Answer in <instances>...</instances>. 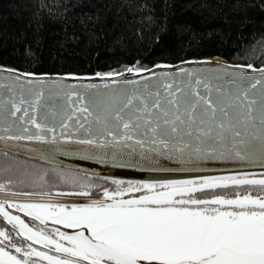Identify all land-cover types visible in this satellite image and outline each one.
Instances as JSON below:
<instances>
[{"label": "snow or ice", "instance_id": "obj_1", "mask_svg": "<svg viewBox=\"0 0 264 264\" xmlns=\"http://www.w3.org/2000/svg\"><path fill=\"white\" fill-rule=\"evenodd\" d=\"M190 63L101 84L0 65V151L34 158L0 166V264H264V65Z\"/></svg>", "mask_w": 264, "mask_h": 264}, {"label": "trees", "instance_id": "obj_2", "mask_svg": "<svg viewBox=\"0 0 264 264\" xmlns=\"http://www.w3.org/2000/svg\"><path fill=\"white\" fill-rule=\"evenodd\" d=\"M215 57L264 65V0H0V65L21 72L92 77Z\"/></svg>", "mask_w": 264, "mask_h": 264}, {"label": "water", "instance_id": "obj_3", "mask_svg": "<svg viewBox=\"0 0 264 264\" xmlns=\"http://www.w3.org/2000/svg\"><path fill=\"white\" fill-rule=\"evenodd\" d=\"M209 60L213 61V62H220L221 64H227L230 66H241V64H234V63H230V62H226L223 60H218L216 58H208ZM201 59H191L188 61H184V62H180L177 64H169L172 67L171 68H156L153 67L151 68L152 71H174L176 68L181 67V66H187V67H200L201 65H198L196 63H190L192 61H200ZM205 67H207V65H204ZM248 71H253L252 69H248ZM3 74L0 73V76H2ZM52 77L55 76H64V75H49ZM90 78V82L92 83H97V84H101L102 79L100 77H96V76H92L89 77ZM124 78L128 79V80H132L134 78H136L134 75L128 74V73H124ZM77 83H80L79 81ZM0 148H2V145H0ZM2 152V151H0ZM3 153V152H2ZM19 158L25 159V160H32L34 159L33 157L28 156L26 153H21L19 156ZM59 160L63 163L64 167H71L72 169L75 168H81V169H85L88 171H95V172H100L102 175H113V176H118L120 178L123 179H139V178H149L150 176L155 177V176H164L167 174H161V173H149V172H143L141 170L138 169H132V168H126V167H120V166H112V165H103L100 164L98 162H94V161H87V160H82L79 157H66V156H60ZM254 170H258V169H254ZM77 202H83V200L81 201H77Z\"/></svg>", "mask_w": 264, "mask_h": 264}, {"label": "flooded vegetation", "instance_id": "obj_4", "mask_svg": "<svg viewBox=\"0 0 264 264\" xmlns=\"http://www.w3.org/2000/svg\"><path fill=\"white\" fill-rule=\"evenodd\" d=\"M19 158V157H18ZM22 159V158H21ZM3 160H5L1 155H0V166H3L4 164L2 163ZM25 160V159H24ZM29 161V160H27ZM27 190V189H26ZM72 200H76V201H81V200H84L83 197H73V198H70Z\"/></svg>", "mask_w": 264, "mask_h": 264}, {"label": "bare ground", "instance_id": "obj_5", "mask_svg": "<svg viewBox=\"0 0 264 264\" xmlns=\"http://www.w3.org/2000/svg\"><path fill=\"white\" fill-rule=\"evenodd\" d=\"M216 58V57H215ZM216 59H218V58H216ZM219 60V59H218ZM220 60H223V59H220ZM224 61V60H223Z\"/></svg>", "mask_w": 264, "mask_h": 264}]
</instances>
